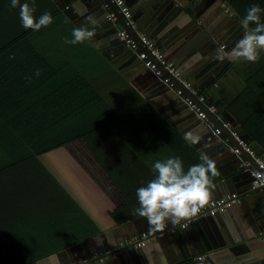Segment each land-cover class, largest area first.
I'll list each match as a JSON object with an SVG mask.
<instances>
[{
  "label": "crops",
  "instance_id": "1",
  "mask_svg": "<svg viewBox=\"0 0 264 264\" xmlns=\"http://www.w3.org/2000/svg\"><path fill=\"white\" fill-rule=\"evenodd\" d=\"M51 1L57 8H70L76 26L94 30L96 34L92 42L113 56H117L113 49L118 44L112 45L110 42L112 37L113 39L116 37L110 32L111 25L106 16L107 10L103 5L104 0H87V2L78 1L76 3L66 0ZM171 1L174 3L173 10L167 11V15L162 17L161 22L159 21L161 17H159L156 24L153 25L149 19H146V8L142 9V6L138 5L139 1L125 0L126 4L131 7L134 13L132 14L135 16L134 20L138 26L157 45L158 38L167 30L172 31L171 26H173L172 29H175V27H179L180 23L184 27L187 25L186 22L181 21V16H174L173 12L176 13L179 10L180 15H183L182 12H187V9L191 8L195 2L200 3L201 0ZM24 2L36 5V0H21V3ZM221 2L214 13H207L203 17L204 20L202 22L197 21V23L202 30L208 28L210 33L221 36L216 41L217 51L228 47H231V51L245 33L244 28L238 27L239 30L235 25L241 23L251 5L256 4L261 7V21L264 22V0H221ZM10 3L11 0H0V27L4 22L13 23L15 19L19 21V8H11ZM57 3L61 5H57ZM230 11H232L231 14ZM232 14L235 15L233 23L236 22L234 25L236 29L232 28L226 31L225 25L231 20ZM90 18L94 19L96 23H91ZM206 33L208 34V32ZM230 37L231 39H229ZM118 38L114 40H118ZM225 40H231V44H225ZM223 45L225 46L222 47ZM162 50L164 51V49ZM174 65L189 82L196 80L197 83H195L194 88L199 91L214 92L216 100L212 101L219 102L233 114L239 124L236 129L246 139H248V135L242 131L238 116L245 118L255 113V135L259 136L262 143L257 139L255 141L248 140L254 150L259 144L264 151V51L261 52L260 59L255 63L242 60L229 61L227 59L217 63L204 61L194 67L196 69L193 73L191 72L194 69L192 67L191 70L185 65V70L181 69L184 63H174ZM133 70V67L125 68L130 77L129 80L132 79L138 83L137 85L143 90L149 89L147 80H155L150 70L144 66L138 67L136 72ZM198 74L201 75L195 77ZM131 83L135 86L132 81ZM152 96L150 97L152 98ZM209 98L211 99V97ZM162 101L158 103L161 105ZM232 101H234V111L225 106ZM169 112L172 113L171 116L177 117V113L170 110ZM170 123L172 124V122ZM190 133L199 136L196 132L190 131ZM255 155L264 162L261 157L262 154H257L256 150ZM181 160L185 171H187L192 164L187 159ZM234 161L221 164V169L226 173L230 172ZM217 171L222 178L221 171L218 169ZM154 178L155 174L149 165L139 159L111 127H105L84 135L50 151L45 155L42 162L39 159H31L0 174V264H39L38 261L57 253H64L67 261H72L80 253L86 252V249L89 253L95 249L107 250L111 248L114 250L116 246H122L130 238H138L143 234L152 235L156 231H151L147 219L136 215L134 210L139 207L137 189L146 186ZM219 180L212 182L213 185ZM214 192L216 193V190ZM256 193L261 192L256 191ZM226 195L229 193L223 194L222 197ZM234 209L236 210V208ZM84 214L99 228L98 232L86 238L82 234L84 227L88 225L85 224ZM65 215H77V218L68 217L62 221V216ZM23 218L37 219V221L30 223L31 221L28 220L27 224H20ZM192 223L195 227L191 228L188 225L186 228L177 229L176 232L180 231L181 237L175 236L174 240H163V244L157 241L153 242L151 247H145L146 251L141 248L143 250L141 251L142 255H137V252H134L135 258L128 254L124 255V253H116L108 258L113 259L112 264H169V256L176 255L179 258L177 249H180V246L184 248L183 245L186 244L189 251H195L194 232L197 233L198 228L194 222ZM68 227H72L73 231L69 233ZM20 230L25 234L20 233ZM58 230L63 232L61 240L72 237L79 239L72 241L74 243L71 242L65 249L37 258V254L51 245L54 241L52 240L53 232ZM230 239L236 240V237L231 236ZM83 241L88 242L86 247L79 245ZM239 243L236 242L229 247L234 249L223 251L216 260H209L208 264H250V262H252L251 264H264L262 248L257 251L253 249L251 250L252 253H244L235 249ZM190 244L194 246L193 250L190 248ZM74 246L81 248L74 252L68 251V248ZM119 254L124 255V257L116 258ZM260 256L262 259L259 258ZM63 261L64 258L58 255L50 260L49 264H66V261ZM191 261L194 262L193 264H199L195 258Z\"/></svg>",
  "mask_w": 264,
  "mask_h": 264
},
{
  "label": "trees",
  "instance_id": "2",
  "mask_svg": "<svg viewBox=\"0 0 264 264\" xmlns=\"http://www.w3.org/2000/svg\"><path fill=\"white\" fill-rule=\"evenodd\" d=\"M35 7L36 17L49 12L54 22L33 31L23 28L18 17L0 27V174L31 159L42 162L50 151L105 127H111L153 173L157 160L179 157L192 165L201 163V152L93 42L66 43L77 26L64 9L51 0H36ZM200 93L216 100L214 92ZM225 106L235 110L234 101ZM238 118L248 139L262 143L255 135V113ZM210 178L215 182L221 175ZM68 217L77 215L62 216V221ZM83 218L85 224L90 222L82 233L85 238L98 232L86 214ZM28 220L37 221L23 218L19 223ZM53 233L54 241L37 258L79 239L61 240V230ZM191 260L184 264H193Z\"/></svg>",
  "mask_w": 264,
  "mask_h": 264
},
{
  "label": "water",
  "instance_id": "3",
  "mask_svg": "<svg viewBox=\"0 0 264 264\" xmlns=\"http://www.w3.org/2000/svg\"><path fill=\"white\" fill-rule=\"evenodd\" d=\"M66 1H73L75 3L78 1L87 2V0ZM137 1L140 2H138V5L142 6V9L146 8V19H149L153 25L156 24V21L159 17H161V19L159 20L161 22V20L163 19L162 17L167 15V11L169 12L174 8V3L171 0ZM104 2L109 5L107 14L111 11L116 15V21H113L107 17L108 23L111 25L112 31L110 30V32L113 33L114 37L118 38V30L121 27L125 28L132 34L130 28L126 26L124 18L119 13L116 6L111 2V0H104ZM196 3L198 2H195L191 8L187 9V12L189 14L186 11L182 12L181 9L180 12H182L183 15H180L179 10H177L176 13L173 12L174 16H181V21L183 20V22H186L187 24L186 27H184L181 23L179 27H175V29H172L173 26H171L172 31L167 30L166 33L158 38L159 40L157 42L158 46L166 51L165 55L169 60L176 64L184 63V66H182L183 68L181 67V69L183 70H185V65L186 67H188V69H190L191 67L194 68L195 66L199 65L200 62L208 61L209 63H217L218 61H220L216 58L217 48L215 45L216 41L220 39L221 36H218L215 33H210V30L208 28H206V30H202L198 26L197 21L202 22L204 20L203 17L206 16L207 13H214L217 10L219 4L221 5L222 2L221 0H201L200 3ZM57 5L60 6L61 4L57 3ZM69 9H64V12L72 21H74V18L70 13L71 9ZM229 13L231 14L232 11H230ZM133 17L135 16L133 15ZM234 17L235 15H233L229 23L225 25L226 31L234 28V25L236 23H233V21L235 20ZM240 25L241 23L235 26L236 28H243V26ZM206 32H208V34ZM114 39L112 37L110 39V42L112 45L118 44V46L113 49L116 52L117 56H113L110 52L102 47L98 48L109 60H111L115 64V66L119 70L124 72L128 76V78H130L125 71V68L133 67V71L136 72L138 71V67L141 68V66H144V64L138 58L136 53H134L121 43L119 38L118 40ZM229 39H231V37ZM225 41V44H231V40ZM230 48L231 47H228L224 50L226 52H230ZM195 69L196 68H194L191 72H195ZM151 74L155 77V80H147L149 89L146 90H143L141 87H139L137 85L138 83H136L132 79L130 80L135 84V87L144 96H146V98H148L150 103L153 104L170 122H172V124L176 126V128L181 131V133L186 135L187 133H190V131L196 132L200 136L199 143L191 144L196 149L208 155V157L215 162L216 168L221 171L222 178L214 184V187L210 188L211 196L209 201L222 198V195L226 193H229V195H232L233 193L238 194L237 198L240 201L225 208L215 215L199 216L194 221V223L196 224V228H198L197 233L193 231L195 234V239L193 241V243L195 244V251H189L188 246L184 244V248L180 246V249H177L180 255L179 258H177L175 261H170V263L182 261L185 259H193L197 256L205 255L203 259L204 262L203 260L198 258L195 260H197L199 264H208L209 260H216V258L223 251H227V249H234L229 247L234 245L236 242H240L235 248L237 251L252 253L251 250L255 249L257 251L261 250L262 248V256H264V190L254 188L253 186V181L255 179L254 173L260 170L256 158L245 150H242L241 155L233 153L230 149V144L218 141L219 139L215 136L213 128L197 118L194 112L189 109L188 105L181 101L174 88H171L170 86L164 84L154 75L153 72H151ZM200 75L201 74H198L195 77H198ZM190 82L195 87V83H197L196 80L194 79ZM176 88L184 89L181 84L176 85ZM184 91L185 94H188L187 90ZM151 95H153L152 98L150 97ZM155 96H158V98H155ZM161 100H163L162 102L164 104L162 103L160 105L158 102H160ZM208 102H212V104L216 107L218 114L222 116L223 119L230 122L232 127L235 128L239 125L238 120L233 116V114L229 110L225 109L219 102L212 101L210 98L208 99ZM202 106L207 112L208 118L212 122H214V126L220 128L222 125L221 121L217 118V114L211 113L207 109L205 104H202ZM169 110L177 113V117L175 118L171 116L172 113L169 112ZM223 133L230 139V143L233 144L235 142L229 129H223ZM255 150L257 154H262L261 157L262 159H264V151L261 149L259 144L256 145ZM214 157L215 159H213ZM231 160H235L233 168L230 172L226 173L225 171H223V169H221V164L223 165L225 162ZM246 160L250 163V165L245 164ZM215 190L216 193L214 192ZM256 191L261 193H256ZM234 208H236L238 212H236ZM191 224L189 225L192 228L194 225L193 223ZM175 236L181 237V232L179 231L174 234H158L156 239L150 241L147 246L151 247L152 243L156 241L163 244V240H174ZM231 236L236 237V240H231ZM131 239L133 238H130L129 240ZM87 243V241H83L79 245L86 247ZM80 246L70 247L68 248V251H77V249L81 248ZM118 246H116L114 250H112L111 248L107 250L95 249L90 253L86 249V252L83 251V254L80 253V255L74 258L72 261H67V257L64 253H57L55 255L53 254L49 257H46L41 261H38V263L49 264L50 260H53L56 256L61 255V257L64 258V261H66V264H80L81 262L86 264H112L113 259L108 257L116 253H124V255L128 254L129 256H133V258H135L136 254L134 252H137V255H142L141 251L147 250L145 249V247L144 249L142 248L143 250L136 248L129 250L127 248ZM190 248L193 250L194 246L190 244ZM124 255L119 254L118 256H116V258H122L124 257ZM259 258L262 259L261 256ZM251 263L252 262H250V264Z\"/></svg>",
  "mask_w": 264,
  "mask_h": 264
},
{
  "label": "clouds",
  "instance_id": "4",
  "mask_svg": "<svg viewBox=\"0 0 264 264\" xmlns=\"http://www.w3.org/2000/svg\"><path fill=\"white\" fill-rule=\"evenodd\" d=\"M10 7L19 8V16L23 28L40 31L51 25L53 17L45 12L35 16L36 7L21 0H11ZM262 9L259 5H251L241 20L245 33L235 47L226 52L223 48L216 53V58L223 61L257 62L264 51V22L261 21ZM91 23H96L90 18ZM95 31L87 27H77L72 31L73 39L66 40L68 44L92 42ZM14 58V57H12ZM38 77L40 71L36 70ZM209 99V98H208ZM185 139L191 143H199V136L187 133ZM201 163L191 165L185 171L179 157L157 160L153 165L155 178L146 186L137 189L139 207L135 214L146 218L151 231H163L170 222L173 225L196 216L208 204L214 187L210 177L218 175L216 164L208 155L201 153Z\"/></svg>",
  "mask_w": 264,
  "mask_h": 264
},
{
  "label": "built area",
  "instance_id": "5",
  "mask_svg": "<svg viewBox=\"0 0 264 264\" xmlns=\"http://www.w3.org/2000/svg\"><path fill=\"white\" fill-rule=\"evenodd\" d=\"M111 2L116 6L119 13L125 20L126 26L130 28L132 34L127 31L125 28L121 27L118 30V36L131 51L137 54L138 58L143 62L144 66L148 68L154 75L160 79L164 84L175 89L176 94L179 96L182 102L188 105L189 109L194 112V114L210 125L215 136L222 142L230 144V149L233 153L241 155L242 150L247 151L249 154L257 158L255 155V150L251 145V142L246 139L236 127H232L230 122L223 119L222 116L218 114L216 107L208 102V96L200 91L187 80L180 70L174 65L173 62H170L164 51L153 41L147 34H145L142 29L138 26L134 20L131 8L126 4L125 0H111ZM104 8L109 9V5L104 3ZM107 17L113 21H116V15L113 12H108ZM224 47V45L222 46ZM181 84L184 89L176 88V85ZM188 91V94H185V91ZM196 99V100H194ZM202 104H205L207 109L214 114H217L218 120L221 121V127L217 128L214 126L207 115V112L203 108ZM223 129H229L232 137L234 138V143H230V139L224 135ZM257 163L259 164L260 170L254 173V188L264 189V162L257 158ZM246 165H250L249 162L245 161ZM239 202L237 194L233 193L232 195H226L222 198L212 200L207 205H205L200 212L192 217L189 220L182 221L180 224L173 225L170 222L164 228L163 231H156L152 235L143 234L138 238H133L125 242L121 247L127 249H141L147 246V244L155 240L158 234L163 233H173L176 232L178 228H186L190 223L194 222L199 216L205 215H215L218 212L224 210L225 208L233 205L234 203ZM205 255L197 256L195 259L203 260ZM80 264H86L81 262Z\"/></svg>",
  "mask_w": 264,
  "mask_h": 264
},
{
  "label": "flooded vegetation",
  "instance_id": "6",
  "mask_svg": "<svg viewBox=\"0 0 264 264\" xmlns=\"http://www.w3.org/2000/svg\"><path fill=\"white\" fill-rule=\"evenodd\" d=\"M176 258H177V256H176V255H171V256H169V259H168V260H169V262H170V261H173V260H175ZM187 260H188V259H185V260H182V261H178V262H174V263H173V262H171L170 264H177V263H182V264H183V263H184V261H187Z\"/></svg>",
  "mask_w": 264,
  "mask_h": 264
}]
</instances>
